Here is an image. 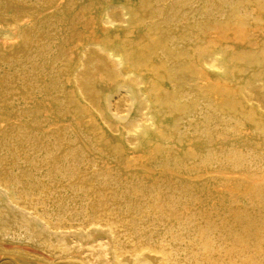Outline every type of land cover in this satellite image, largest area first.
Instances as JSON below:
<instances>
[{"label": "rangeland", "instance_id": "1", "mask_svg": "<svg viewBox=\"0 0 264 264\" xmlns=\"http://www.w3.org/2000/svg\"><path fill=\"white\" fill-rule=\"evenodd\" d=\"M208 1L0 0V264H264V1ZM121 53L135 61L128 77ZM123 80L139 96L129 122L117 116ZM154 88L160 98L146 103Z\"/></svg>", "mask_w": 264, "mask_h": 264}, {"label": "bare ground", "instance_id": "2", "mask_svg": "<svg viewBox=\"0 0 264 264\" xmlns=\"http://www.w3.org/2000/svg\"><path fill=\"white\" fill-rule=\"evenodd\" d=\"M207 1H208V0H207ZM213 1H214V0H213ZM217 1H221V0H217ZM217 1H216V2H217ZM238 1H239V0H238ZM243 1H244V0H243ZM248 1H249V0H248ZM263 1H264V0H263ZM263 1H262V2H263ZM208 2H209V1H208ZM211 2H212V1H211ZM245 2H246V1H245ZM218 3H219V2H218ZM233 3H234V2H233ZM239 3H240V1H239ZM256 3H257V2H256ZM213 4H214V3H213ZM240 4H241V3H240ZM249 4H250V3H249ZM224 5H225V4H224ZM238 5H239V4H238ZM244 5H247V2H246V4L244 3ZM250 5H251V4H250ZM43 6H44V5H43ZM210 6H211V5H210ZM212 6H213V5H212ZM218 6H219V5H218ZM241 6H242V5H241ZM248 6H249V5H248ZM253 6H254V5H253ZM253 6H252V7H253ZM263 6H264V5H262V7H263ZM148 7H149V6H148ZM213 7H214V6H213ZM233 7H234V5H233ZM249 7H251V6H249ZM214 8H215V7H214ZM240 8H241V7H240ZM260 8H261V6H260ZM205 9H206V8H205ZM227 9H228V7H227ZM237 9H239V8H237ZM253 9H254V8H253ZM152 10H153V8H152ZM207 10H208V9H207ZM207 10H206V11H207ZM224 10H225V9H224ZM234 10H235V9H234ZM246 10H247V9H246ZM254 10H255V9H254ZM148 11H149V10H148ZM155 11H156V10H155ZM195 11H197V10H195ZM236 11H237V10H236ZM236 11H235V12H236ZM250 11H252V10H250ZM112 12H113V11H112ZM119 12H120V11H119ZM125 12H126V11H125ZM134 12H135V11H134ZM144 12H145V11H144ZM151 12H152V11H151ZM153 12H154V11H153ZM198 12H199V11H198ZM214 12H215V11H214ZM224 12H225V11H224ZM228 12H229V11H228ZM233 12H234V11H233ZM239 12H240V11H239ZM248 12H249V11H248ZM263 12H264V11H263ZM140 13H141V12H140ZM201 13H202V12H201ZM226 13H227V12H226ZM249 13H250V12H249ZM259 13H260V12H259ZM147 14H148V13H147ZM153 14H154V13H153ZM208 14H211V13L208 12ZM232 14H233V13H232ZM232 14H231V15H232ZM234 14H235V13H234ZM245 14H246V12H245ZM262 14H263V13H262ZM127 15L129 16V13H128ZM127 15H126V17L128 18ZM131 15H132V13H131ZM134 15H135V14H134ZM193 15H194V14H193ZM199 15H201V14H199ZM229 15H230V14H229ZM235 15H237V14H235ZM235 15H234V17H235ZM238 15H239V14H238ZM206 16H207V15H206ZM221 16H224V14L221 15ZM225 16H226V15H225ZM253 16H255V15H253ZM257 16H259V15H257ZM155 17H156V16H155ZM190 17H192V15H191ZM194 17H195V16H194ZM243 17H244V16H243ZM247 17H248V16H247ZM249 17H251V16H249ZM134 18L136 19L135 16H133V19H134ZM139 18H140V17H139ZM209 18H210V17H209ZM213 18H214V16H213ZM226 18H227V17H226ZM228 18H229V17H228ZM237 18H238V17H237ZM245 18H246V17H245ZM131 19H132V18H131ZM199 19H200V18H199ZM205 19H206V18H205ZM229 19H230V18H229ZM231 19H232V18H231ZM242 19L244 20V18H242ZM249 19H251V18H249ZM252 19H253V17H252ZM152 20H153V19H152ZM152 20H151V21H152ZM197 20H198V19H197ZM223 20H224V19H223ZM223 20H222V21H223ZM226 20H227V19H226ZM226 20H225V21H226ZM239 20H240V19H239ZM246 20H247V18H246ZM246 20H244V21H246ZM255 20H256V19H255ZM258 20H259V19H258ZM109 21H110V20H109ZM131 21H133V20H131ZM134 21H135V20H134ZM144 21H145V20H144ZM186 21H188V20H186ZM193 21H195V19L192 20L191 22H193ZM205 21H206V20H205ZM222 21H221V22H222ZM225 21H224V22H225ZM230 21H231V20H230ZM234 21H235V20H234ZM121 22H122V21H121ZM140 22H141V21H140ZM189 22H190V21H189ZM200 22H201V21H200ZM207 22H208V21H207ZM256 22H257V21H256ZM112 23H113V21H112ZM134 23H135V22H134ZM187 23H188V22H187ZM202 23H203V22H202ZM211 23H212V22H211ZM230 23H231V22H230ZM235 23H236V22H235ZM242 23H243V22H242ZM244 23H245V22H244ZM248 23H249V22H248ZM157 24H159V23H157ZM160 24H161V23H160ZM188 24H189V23H188ZM188 24H187V25H188ZM194 24H195V23H194ZM200 24H201V23H200ZM207 24H208V23H207ZM238 24H239V23H238ZM251 24H253V23H251ZM256 24H257V23H256ZM141 25H142V23H141ZM155 25H156V24H155ZM197 25H199V24H197ZM209 25H210V24H209ZM218 25H219V24H218ZM232 25H233V23H232ZM241 25H242V24H241ZM248 25H249V24H247L246 26H248ZM104 26H105V25H104ZM127 26H128V23H127ZM164 26H165V25H164ZM185 26H186V25H185ZM193 26H194V25H193ZM204 26H205V25H203V27H204ZM212 26H214V25H211V26H209V27H212ZM246 26H245V27H246ZM249 26H250V25H249ZM253 26L255 27L254 24H253ZM105 27H107V26H105ZM105 27H104V28H105ZM130 27H132V26H130ZM134 27H135V26H134ZM153 27H154V26H153ZM153 27H152V28H153ZM162 27H163V26H162ZM162 27H161V28H162ZM168 27H169V26H168ZM186 27H187V26H186ZM189 27H190V26H189ZM189 27H188V28H189ZM191 27H192V26H191ZM197 27H198V26H197ZM201 27H202V26H201ZM205 27H206V26H205ZM218 27H219V26H218ZM218 27H216V28H218ZM238 27H239V26H238ZM241 27H242V26H241ZM241 27H240V28H241ZM104 28H103V29H104ZM126 28H128V27H126ZM132 28H133V27H132ZM135 28H136V27H135ZM181 28H183V26H182ZM225 28H226V27H225ZM113 29H114V28H113ZM163 29H164V27H163ZM169 29H170V28H169ZM169 29H167V30H169ZM186 29H187V28H186ZM196 29L199 30V28H196ZM203 29H204V28H203ZM234 29H235V28H234ZM249 29H250V28H249ZM128 30H129V29H128ZM161 30H162V29H161ZM172 30H173V29H172ZM205 30L207 31V29H205ZM210 30H211V29H209V31H210ZM227 30H228V28H227ZM232 30H233V29H232ZM232 30H231V31H232ZM236 30H237V29H236ZM238 30H239V29H238ZM245 30H246V29H245ZM245 30H244V31H245ZM155 31H156V30H155ZM175 31H176V30H175ZM175 31H174V32H175ZM206 31H204V32H206ZM221 31H222V30H221ZM228 31H229V30H228ZM239 31H240V30H239ZM148 32H150V30H149ZM159 32H160V30H159ZM189 32H190V31H189ZM195 32H197V31H195ZM212 32H213V31H212ZM215 32H216V30H215ZM225 32H227V31H225ZM251 32H252V31H251ZM108 33H109V31H108ZM128 33H129V32H128ZM153 33H154V32H153ZM160 33H161V32H160ZM160 33H158V34H160ZM209 33H211V31H210ZM240 33L243 34L241 31H240ZM106 34H107V33H106ZM150 34H151V32H150ZM150 34H149V35H150ZM155 34H156V33H155ZM194 34H195V33H194ZM197 34H198V33H197ZM202 34H203V33H202ZM212 34H213V33H212ZM236 34H237V33H236ZM241 34H240V35H241ZM245 34H246V33H245ZM249 34H251V33H249ZM249 34H248V35H249ZM6 35H7V34H6ZM153 35H154V34H153ZM156 35H157V34H156ZM170 35H172V34H170ZM175 35H176V33H175ZM177 35H178V34H177ZM187 35H188V34H187ZM189 35H190V34H189ZM192 35H193V33H192ZM203 35H204V34H203ZM24 36H25V35H24ZM145 36H146V35H145ZM154 36H155V35H154ZM172 36H173V35H172ZM197 36H198V35H196V37H197ZM209 36H210V35H209ZM229 36H230V35H229ZM238 36H239V35H238ZM250 36H252V34H251ZM146 37H147V36H146ZM164 37H165V36H164ZM194 37H195V35H194ZM225 37H226V36H225ZM234 37H235V36H234ZM248 37H249V36H248ZM19 38H20V37H19ZM25 38H26V36H25ZM115 38H116V36H115ZM115 38H114V39H115ZM148 38H149V37H148ZM153 38H154V37H153ZM162 38H163V37H162ZM162 38H161V39H162ZM179 38H180V37H179ZM184 38H185V37H184ZM184 38H183V39H184ZM189 38H190V37H189ZM210 38H211V36H210ZM212 38H213V37H212ZM214 38H215V37H214ZM214 38H213V39H214ZM232 38H233V36H232ZM240 38H241V37H240ZM250 38H251V37H250ZM28 39H30V37H29ZM140 39H142V38H140ZM151 39H152V38H151ZM155 39H156V38H155ZM159 39H160V38H159ZM190 39H191V38H190ZM190 39H188V42H189ZM200 39H201V38H200ZM204 39H205V38H204ZM225 39H226V38H225ZM241 39H242V38H241ZM168 40H169V39H168ZM175 40H176V38L173 39V41H175ZM236 40L238 41L239 39H236ZM250 40H251V39H250ZM23 41H24V39H23ZM25 41L28 42V41H30V40H27V39H26ZM102 41H103V40H102ZM116 41H117V39H116ZM116 41H115V42H116ZM127 41H128V40H127ZM138 41H139V40H138ZM145 41H146V40H145ZM147 41H148V40H147ZM153 41H154V40H153ZM155 41H156V40H155ZM183 41H184V40H183ZM193 41H194V40H193ZM227 41H229V40H227ZM242 41L244 42V40H242ZM242 41H241V42H242ZM108 42H109V39H108ZM108 42H107V43H108ZM117 42H118V41H117ZM117 42H116V43H117ZM178 42H179V41H178ZM184 42H185V41H184ZM186 42H187V41H186ZM190 42H191V41H190ZM216 42H218V41H216ZM232 42H233V41H232ZM238 42H239V41H238ZM243 42H242V43H243ZM247 42H248V40H247ZM30 43H31V41H30ZM107 43H105V44H107ZM121 43H122V42H121ZM130 43H131V42H130ZM136 43H138V42H136ZM144 43H145V42H144ZM162 43H163V42H162ZM164 43H165V42H164ZM172 43H173V42H172ZM176 43H177V42H176ZM179 43H181V42H179ZM179 43H178V44H179ZM182 43H183V42H182ZM198 43H199V41H198ZM205 43H206V42H205ZM227 43H228V42H227ZM233 43H234V42H233ZM245 43H246V42H245ZM125 44H126V42H125ZM127 44H128V42H127ZM147 44H148V43H147ZM149 44H150V43H149ZM149 44H148V46H149ZM151 44H153V43H151ZM173 44H174V43H173ZM178 44H177V45H178ZM185 44H186V43H185ZM188 44H189V43H188ZM194 44H195V43H194ZM194 44H193V45H194ZM196 44H197V43H196ZM206 44H207V43H206ZM209 44H210V46H212V48H213V45H214L215 43L212 41V42H209ZM216 44H217V43H216ZM9 45H10V44H9ZM15 45H16V44H15ZM137 45H141V44H137ZM156 45H157V44H156ZM158 45H159V44H158ZM166 45H168V44H166ZM179 45H180V44H179ZM186 45H187V44H186ZM189 45H190V44H189ZM246 45H248V44L246 43ZM123 46H124V45H123ZM125 46H126V45H125ZM130 46H131V45H130ZM143 46H144V45H143ZM148 46H146V47H148ZM169 46H170V45H169ZM173 46H174V45H173ZM184 46H185V45H184ZM198 46H199V45H198ZM97 47H99V45H98ZM120 47H121V46H120ZM137 47H138V46H137ZM153 47H154V46H153ZM153 47H152V48H153ZM155 47H156V46H155ZM165 47H166V46H165ZM167 47H168V46H167ZM170 47H171V46H170ZM179 47H180V46H179ZM202 47H203V46H202ZM205 47H206V46H205ZM232 47H233V46H231V50L233 49ZM240 47H241V46H240ZM245 47H246V46H245ZM126 48H127V47H126ZM138 48H139V47H138ZM144 48H145V47H144ZM152 48H151V49H152ZM171 48H172V47H171ZM185 48H186V47H185ZM194 48H195V47H194ZM208 48H209V47H208ZM212 48H211V49H212ZM224 48H225V47H224ZM243 48H244V47H243ZM122 49H124V48H122ZM129 49H130V47L127 49V51H128ZM160 49H162V48H160ZM160 49H159V50H160ZM165 49H166V48H165ZM177 49H178V48H177ZM220 49H221V48H220ZM234 49H235V48H234ZM117 50H118V49H117ZM174 50H175V49H173V52H174ZM192 50H193V49H192ZM199 50H200V48H199ZM208 50H209V49H208ZM222 50H223V49H222ZM225 50H226V49H225ZM105 51H106V50H105ZM109 51H110V50H108L107 52H109ZM127 51H126V52H127ZM130 51H131V50H130ZM135 51H136V50H135ZM139 51H140V50H139ZM141 51H142V50H141ZM154 51H155V50L153 49V52H152V53H154ZM175 51H176V50H175ZM184 51H185V50H184ZM188 51H189V50H188ZM203 51H206V50L203 49ZM210 51H211V50H210ZM226 51H227V50H226ZM226 51H224V53H226ZM232 51H234V50H232ZM235 51H236V52H234V53L238 54L239 57H240L241 55H240L239 53H237V50H235ZM247 51H248V50H247ZM113 52H115V50H114ZM119 52H120V51H119ZM123 52H124V50H123ZM126 52H125V53H126ZM133 52H134V51H133ZM149 52H150V51H149ZM159 52H161V50H160ZM164 52H165V51H164ZM167 52H168V51H167ZM167 52H166V53H167ZM207 52H208V51H207ZM213 52H214V50H213ZM213 52H212V53H213ZM215 52H216V51H215ZM220 52H221V51H220ZM238 52H239V51H238ZM242 52H243V51H242ZM245 52H246V51H245ZM249 52H250V51H249ZM111 53H112V52H111ZM111 53H110V54H111ZM128 53H129V52H128ZM136 53H137V52H136ZM166 53H165V54H166ZM174 53H176V52H174ZM177 53H178V52H177ZM193 53H194V50H193ZM197 53L199 54L198 51H197ZM210 53H211V52H210ZM216 53H217V52H216ZM216 53H215L216 56H213V54H211V55H212L213 57H218ZM224 53H223V54H224ZM228 53H229V52H228ZM112 54H113V53H112ZM123 54H124V53H123ZM123 54H122V53L119 54V55H118V59H119V61L121 62V67H122V66H123V67H126L127 72H126V75H125V76L128 77V75H129L130 73H132L131 65L134 64V63L131 64V61H132V62H135V61H134V60H131V58H132V55H131L132 52H131V54H125V55H123ZM168 54H170V53H168ZM232 54H233V53H232ZM130 55H131V56H130ZM135 55L137 56V54H135ZM150 55H151V54H150ZM163 55H164V54H163ZM170 55H172V54H170ZM196 55H197V54H196ZM209 55H210V54H208V56H209ZM211 55H210V56H211ZM219 55H221V54H219ZM227 55H228V54H227ZM230 55H231V54H230ZM139 56H140V55H139ZM144 56H146V55H144ZM156 56H157V55H156ZM160 56H161V55H160ZM166 56H167V55H166ZM187 56H189V55H187ZM205 56H206V55H205ZM223 56H224V55H223ZM167 57H168V56H167ZM201 57H203V56L201 55ZM237 57H238V56H237ZM241 57H242V56H241ZM133 58H134V57H133ZM147 58H149V57H147ZM151 58H154V57L152 56ZM168 58H169V57H168ZM170 58L172 59L173 57H170ZM189 58H190V57H189ZM198 58H200V57H198ZM231 58H232V57H231ZM80 59H81V58H80ZM118 59H115V60L117 61ZM142 59H143V58H142ZM177 59L179 60V57H178ZM194 59H195V56H194ZM213 59H214V58H213ZM216 59H217V58H216ZM221 59H222V58H221ZM251 59H252V58H251ZM78 60H79V59H78ZM157 60H158V59H157ZM175 60H176V59H175ZM189 60H190V59H189ZM192 60H193V58H192ZM195 60H196V59H195ZM199 60H200V59H199ZM201 60H202V59H201ZM214 60H215V59H214ZM217 60H218V59H217ZM219 60H220V59H219ZM241 60L243 61V59H241ZM90 61H91V60H90ZM145 61H147V60H145ZM151 61H152V60H151ZM164 61H165V60H164ZM166 61H167V60H166ZM171 61H173V60H171ZM229 61H230V60H229ZM236 61L238 62L237 59H236ZM79 62H80V60H79ZM139 62H140V61H139ZM161 62H162V61H161ZM198 62H199V61H198ZM224 62H225V61H224ZM232 62H234V61H231V63H232ZM244 62H245V61H244ZM77 63H78V62H77ZM81 63H82V62H81ZM140 63H142V62H140ZM140 63H139V64H140ZM146 63H147V62H146ZM146 63H145V64H146ZM159 63H160V62H159ZM173 63H174V62H173ZM177 63H178V61H177ZM181 63H182V61H181ZM193 63H194V62H193ZM199 63H200V62H199ZM69 64H70V63H69ZM89 64H90V63H89ZM92 64H94V61H93ZM127 64H129V65H127ZM130 64H131V65H130ZM136 64H137V63H136ZM148 64H149V63H148ZM151 64H152V63H151ZM167 64H169V63L166 62L164 65L166 66ZM170 64H171V63H170ZM184 64H185V63H184ZM184 64H183V65H184ZM195 64H196V63H195ZM200 64H201V63H200ZM224 64H225V63H224ZM239 64H241V63H239ZM67 65H68V63H67ZM87 65H88V64H87ZM113 65H114V64H113ZM142 65H143V64H142ZM149 65H150V64H149ZM149 65H148V66H149ZM164 65H163V66H164ZM201 65H202V64H201ZM225 65H226V64H225ZM232 65L235 66V63L232 64ZM76 66H77V65H76ZM85 66H86V65H85ZM152 66H153V65H152ZM173 66H174V65H173ZM177 66H178V65H177ZM186 66H187V65H186ZM63 67H64V66H63ZM70 67H71V66H70ZM78 67H80V66H78ZM89 67H95V66L93 65V66H89ZM104 67H105V66H104ZM110 67H111V64H110ZM146 67H147V66H146ZM146 67H145V68H146ZM154 67H155V66H154ZM161 67H162V65H161ZM182 67H183V66H182ZM188 67H189V66H188ZM200 67H202V66H200ZM205 67H206V66H205ZM223 67H224V66H223ZM225 67H229V66H225ZM68 68H69V67H68ZM72 68H73V67H72ZM74 68H75V67H74ZM81 68H82V67H81ZM83 68H84V67H83ZM137 68H138V66H137ZM150 68H151V67H150ZM150 68H149V69H150ZM165 68H166V67H165ZM169 68H170V67H169ZM183 68H185V67H183ZM202 68H203V67H202ZM234 68H235V67H234ZM86 69H88V68H86ZM134 69H135V68H134ZM152 69H153V68H152ZM157 69H158V67H157ZM162 69H163V68H162ZM188 69H189V68H188ZM190 69H191V68H190ZM192 69H193V68H192ZM206 69H208V68H206ZM206 69H205V70H206ZM213 69H214V67H213ZM213 69H212V70H213ZM223 69H224V68H223ZM62 70H63V69H62ZM90 70H91V69H89L88 71H90ZM94 70H96V69H94ZM102 70H103V68H102ZM108 70H109V69H108ZM111 70H112V68H111ZM140 70H143V69L140 68ZM140 70H139V71H140ZM153 70H154V69H153ZM164 70H166V69H164ZM173 70H174V69H173ZM180 70H181V68H180L179 71H178V75H179ZM182 70H183V69H182ZM195 70H197V69H195ZM210 70H211V69H210ZM210 70H209V71H210ZM241 70H243V69H241ZM122 71H123V69H122ZM156 71H157V70H156ZM156 71H155V72H156ZM170 71H171V70H170ZM189 71H191V70H189ZM193 71H194V69H193ZM198 71H199V70H198ZM202 71H203V70H202ZM213 71H215V70H213ZM221 71H224V70H221ZM230 71L233 72V69L230 70ZM72 72H73V71H72ZM75 72H76V71H75ZM75 72H74V73H75ZM86 72H87V71H86ZM141 72H142V71H141ZM143 72H144V71H143ZM145 72H146V71H145ZM148 72H149V71H148ZM162 72H163V71H162ZM172 72H173V71H172ZM186 72H187V71H186ZM205 72H206V71H205ZM207 72H208V71H207ZM210 72H211V71H210ZM216 72H217V71H216ZM237 72H238V71H237ZM70 73H71V72H70ZM88 73H89V72H88ZM92 73H93V72H92ZM103 73H104V72H103ZM105 73H106V72H105ZM121 73H122V72H121ZM137 73H138V72H137ZM137 73H136V74H137ZM156 73H157V72H156ZM175 73H176V72H175ZM211 73H212V72H211ZM217 73H218V72H217ZM221 73H222V72H221ZM63 74H64V73H63ZM124 74H125V72H124ZM133 74H134V73H133ZM141 74H142V73H141ZM143 74H144V73H143ZM149 74H150V73H149ZM157 74H158V73H157ZM161 74H162V73H161ZM164 74H165V73H164ZM166 74H168V73H166ZM183 74H185V73H183ZM204 74H205V73H204ZM208 74H209V73H208ZM212 74H213V73H212ZM230 74H231V73H230ZM230 74H227V75H230ZM61 75H62V74H61ZM83 75H84V74H83ZM112 75H113V74H112ZM147 75H148V74H147ZM150 75H152V73H151ZM173 75H174V74H173ZM190 75H192V73H191ZM198 75H199V74H198ZM198 75H197V76H198ZM210 75H211V74H210ZM217 75H218V74H217ZM223 75H224V74H222L221 77H224ZM225 75H226V74H225ZM241 75H242V74H241ZM65 76H66V75H65ZM134 76H135V75H134ZM140 76H141V75H140ZM144 76H145V74H144ZM159 76H161V75H159ZM179 76H180V75H179ZM232 76H233V75H232ZM232 76H229V77H232ZM236 76H237V75H236ZM71 77H72V76H71ZM89 77H90V76H89ZM92 77H93V76H92ZM101 77H103V75H101ZM127 77H126V78H127ZM181 77H182V76H181ZM192 77H193V76H192ZM210 77H211V76H210ZM146 78H147V77H146ZM155 78H156V77H155ZM167 78H168V77H167ZM167 78H165L164 80L166 81ZM178 78H179V77H178ZM217 78H218V77H217ZM70 79H71V78H70ZM72 79H73V78H72ZM91 79H92V78H91ZM105 79H106L105 81H108V79H107L106 77H105ZM119 79H120V78H119ZM143 79H144V78H141L140 80L143 81ZM147 79H148V78H147ZM157 79H158V78H157ZM157 79H155V80H157ZM180 79H181V78H180ZM192 79H193V78H192ZM220 79H221V78H220ZM227 79H228V78H227ZM231 79H233V78H231ZM238 79H239V78H238ZM100 80H101V79H100ZM111 80H112V79H111ZM149 80H150V79H149ZM169 80H172V78L170 79V75H169ZM177 80H178V79H177ZM198 80H199V79H198ZM214 80H215V79H214ZM218 80H219V78H218ZM221 80H222V79H221ZM236 80H237V78H236ZM63 81H64V80H63ZM124 81H125V82H124ZM159 81H160V78H159ZM167 81H168V80H167ZM175 81H176V80H175ZM208 81H209V79H208ZM211 81H212V80H211ZM216 81H217V80H216ZM225 81H226V80H225ZM228 81H229V80H228ZM68 82H69V80L67 81V83H68ZM73 82H74V81H73ZM114 82H115V81H113V83H114ZM123 82H124V83L122 84L121 87H122V90L124 89L125 92H126V94L128 95V97H129V103L124 101L125 103L128 104L127 110H126L124 113H121V112H120V114L118 113L119 115H117V116H118L119 119L122 120V121H128V120L130 119L129 117L131 116V111H132V109H133V103L136 102V101H138L139 96L137 95V93H135L134 91L131 90V88L129 87V85H128V83H127L128 81L123 80ZM160 82H161V81H160ZM168 82H169V81H168ZM178 82H179V81H178ZM181 82H182V81H181ZM189 82H190V81H189ZM197 82H198V81H197ZM204 82H205V81H204ZM206 82H207V81H206ZM214 82H215V81H214ZM115 83H116V82H115ZM169 83H171V81H170ZM219 83H220V82H219ZM225 83H226V82H225ZM228 83H230V82H228ZM228 83H227V84H228ZM237 83L239 84V82H237ZM89 84H90V83H89ZM143 84H145V82H144ZM147 84H148V82H147ZM147 84H146V87L148 86ZM177 84H178V87H179V86H180L179 83H177ZM187 84H188V83H187ZM194 84H195V83H194ZM198 84H199V83H198ZM201 84H202V83H201ZM204 84H205V83H204ZM211 84H212V83H211ZM211 84H209V85H211ZM222 84H223V83H222ZM230 84H231V83H230ZM70 85H71V84H70ZM75 85H76V84H75ZM91 85H92V84H91ZM118 85H119V84H118ZM151 85H153V84H151ZM157 85H158V84H157ZM171 85H173V84H171ZM189 85H190V84H189ZM189 85H188V86H189ZM228 85H229V84H228ZM76 86H77V85H76ZM78 86H79V85H78ZM92 86H93V85H92ZM158 86H159V85H158ZM162 86H163V85H162ZM183 86H184V85H183ZM185 86H186V85H185ZM191 86H192V85H191ZM191 86H190V87H191ZM201 86H202V85H201ZM212 86H214V85H212ZM220 86H222V85H220ZM220 86H219V87H220ZM231 86H232V84H231ZM245 86H246V85H245ZM83 87H84V86H83ZM176 87H177V86H176ZM181 87H182V86H181ZM194 87H195V86H194ZM196 87H197V86H196ZM225 87H226V86H225ZM225 87H224V88H225ZM86 88H87V87H86ZM201 88H202V87H201ZM93 89H94V88H93ZM93 89H92V90H93ZM154 89H155V90H154ZM154 89H153V91H152V95H153V96H152L151 98L148 97V94H149V93H148V90H149V88H148V90H147V93H148V94L146 93V90H145L144 95H143V98H144V100H145L146 103H147V101L150 102V100H152V99H155L156 101H158V99L160 98V97H159V92H160L159 89H158V88H154ZM173 89H174V91H175V88H173ZM180 89H181V88H180ZM199 89H200V88H199ZM226 89H227V88H226ZM230 89H231V88H230ZM241 89H242V88H241ZM241 89H240V90H241ZM177 90H178V89H177ZM177 90H176V91H177ZM203 90H204V89H202L200 93H202ZM209 90H211V89L209 88ZM234 90H235V89H234ZM237 90H239V89H237ZM237 90H236V91H237ZM86 91H88V90L86 89ZM90 91H91V90H90ZM93 91H94V90H93ZM150 91H151V90H150ZM172 91H173V90H172ZM174 91H173V92H174ZM187 91H188V90H187ZM199 91H200V90H199ZM199 91H198V92H199ZM205 91H206V90H205ZM230 91H231V90H230ZM71 92H73V91H71ZM117 92H118V91H117ZM168 92H169V91H168ZM180 92H181V91H180ZM238 92H239V91H238ZM73 93H74V92H73ZM142 93H143V92H142ZM150 93H151V92H150ZM166 93H167V92H165V94H166ZM171 93H172V92H171ZM174 93H175V92H174ZM176 93H177V92H176ZM184 93H185V92H184ZM203 93H204V92H203ZM230 93H231V92H230ZM233 93H234V91H233ZM235 93H237V92H235ZM78 94H79V93H78ZM80 94H81V93H80ZM89 94H90V93H89ZM161 94H162V93H161ZM161 94H160V96H161ZM179 94H180V93H179ZM179 94H178V95H179ZM182 94H183V93H182ZM185 94H187V93H185ZM205 94H207V93H205ZM211 94H212V93H211ZM239 94H240V92H239ZM139 95H140V94H139ZM149 95H150V94H149ZM224 95H225V93H224V91L222 90V88L219 89V90H216V91H215V96H217L216 99H218V97H224ZM248 95H249V94H248ZM68 96H69V95H68ZM70 96H71V95H70ZM81 96H82V95H81ZM122 96H123V95H122ZM169 96H170V95H169ZM169 96H167V98H169ZM195 96H196V95H195ZM201 96H202V95H201ZM205 96H206V95H205ZM207 96H208V95H207ZM212 96H213V95H212ZM236 96H237V95H236ZM74 97H75V96H74ZM124 97H125V96H124ZM178 97H179V96H178ZM178 97H177V99H178ZM188 97H189V96H188ZM192 97H193V96H192ZM192 97H191V98H192ZM202 97H204V95H203ZM226 97H227V96H226ZM255 97H256V96H255ZM70 98H71V97H70ZM70 98H69V99H70ZM78 98H79V97H78ZM78 98H76V99H78ZM87 98H88V96H87ZM92 98H93V97H92ZM163 98H164V96H163ZM163 98H161V99H163ZM181 98H183V97H181ZM193 98H194V97H193ZM214 98H215V97H214ZM214 98H213V100H214ZM227 98H228V97H227ZM237 98H238V97H237ZM89 99H91V98H89ZM146 99H147V101H146ZM169 99H170V98H169ZM189 99H190V98H189ZM207 99H208V98H207ZM207 99H206V100H207ZM104 100H106V99H104ZM113 100H114V98H113ZM117 100H118V99H117ZM121 100H122V99H121ZM185 100H187V99H185ZM206 100H204V101H206ZM218 100H219V99H218ZM227 100H228V99H227ZM230 100H231V98H230ZM239 100H240V99H239ZM259 100H260V99H259ZM74 101H75V100H74ZM152 101H153V100H152ZM152 101H151V103H152ZM160 101H161V100H160ZM170 101H171V100H170ZM196 101H198V100L196 99ZM216 101H217V100H216ZM232 101H233V100H232ZM232 101H231V102H232ZM236 101L238 102V100H236ZM240 101H241V100H240ZM247 101H248V100H247ZM71 102H72V101H71ZM71 102H70V103H71ZM88 102H89V101H88ZM121 102H122V101H121ZM167 102H168V101H167ZM180 102H181V99H180ZM184 102H185V101H184ZM192 102H193V101H192ZM213 102H214V101H213ZM234 102H235V101H234ZM67 103H68V102H67ZM76 103H77V102H76ZM109 103H110V102H109ZM111 103H112V102H111ZM119 103H120V101H119ZM119 103H118V101L116 102V104H118V105H119ZM137 103H138V102H137ZM151 103H150V104H151ZM158 103H159V102H158ZM182 103H183V102H182ZM185 103H187V101H186ZM185 103H184V104H185ZM201 103H202V102H201ZM207 103H208V102H207ZM214 103H215V102H214ZM219 103H220V102H219ZM224 103H225V102H224ZM241 103H243V102H241ZM241 103H240V104H241ZM252 103H253V102H252ZM254 103H255V102H254ZM81 104H82V103H81ZM105 104H106V103H105ZM112 104H113V103H112ZM121 104H123V103H120V105H121ZM127 104H126V105H127ZM161 104H162V103H161ZM230 104H231V103H230ZM236 104H237V103H236ZM246 104H247V103H246ZM258 104H259V103H258ZM261 104H262V103H261ZM74 105H75V103H74ZM78 105H79V104H78ZM96 105H97V104H96ZM118 105H117V106H118ZM120 105H119V107H120ZM135 105H136V104H135ZM159 105H160V104H159ZM199 105H200V104H199ZM201 105H202V104H201ZM223 105H224V104H223ZM223 105H221V106H223ZM225 105H227V104H225ZM228 105H229V104H228ZM232 105H233V104H232ZM241 105H242V104H241ZM248 105H250V104L248 103ZM114 106H115V105H114ZM117 106H115V107H117ZM136 106H137V105H136ZM147 106H148V104H147ZM157 106H158V105H157ZM161 106H162V105H161ZM177 106H178V105H177ZM179 106H180V105H179ZM179 106H178V107H179ZM202 106H203V105H202ZM207 106H211V105L208 104ZM217 106H218V105H217ZM235 106H236V105H235ZM77 107H78V106H77ZM77 107H76V108H77ZM83 107H84V106H83ZM89 107H91V106H89ZM106 107H107V106H106ZM115 107H114V108H115ZM181 107H182V106H181ZM197 107H198V105H197ZM212 107H214V106H212ZM243 107H244V106H243ZM243 107H242V108H243ZM80 108H81V107H80ZM80 108L78 107V109H80ZM134 108H137V107H134ZM179 108H180V107H179ZM183 108H184V107H183ZM215 108H216V107H215ZM215 108H214V109H215ZM229 108H230V106H229ZM240 108H241V107H240ZM246 108H247V107H246ZM82 109H83V108H82ZM86 109H87V108H86ZM94 109H96V108H94ZM107 109H108V107H107ZM111 109H112V108H111ZM119 109H120V108H119ZM185 109H186V108H185ZM185 109H183V110L186 111ZM196 109H197V108H196ZM199 109H200V108H199ZM220 109H221V107H220ZM227 109H228V108H227ZM227 109H226V110H227ZM230 109H231V108H230ZM114 110H115V109H114ZM121 110H123V109H121ZM153 110H155V109H153ZM157 110H158V109H157ZM216 110H217V108H216ZM218 110H219V109H218ZM218 110H217V111H218ZM231 110H232V109H231ZM234 110H235V109H234ZM239 110H241V109H239ZM247 110H248V109H247ZM249 110H250V109H249ZM254 110H255V109H254ZM115 111L118 112L117 110H115ZM133 111H134V110H133ZM176 111H177V110H176ZM179 111H180V110H179ZM184 111H180V112H184ZM194 111H195V110H194ZM235 111H236V110H235ZM235 111H233L234 114H235ZM251 111H252V110H251ZM83 112H85V111H83ZM83 112H82V113H83ZM116 112H115V113H116ZM156 112H157V111H156ZM167 112H168V111H167ZM169 112H170V111H169ZM177 112H178V111H177ZM189 112H190V111H189ZM223 112H224V111H223ZM227 112H228V111H227ZM242 112H244V111L242 110ZM247 112H248V111H247ZM255 112H256V111H255ZM257 112H258V110H257ZM90 113H91V112H90ZM90 113H89V114H90ZM112 113H113V112H112ZM184 113H185V112H184ZM192 113H193V112H192ZM84 114H85V113H84ZM86 114H87V113H86ZM86 114H85V117H86ZM171 114H172V113H171ZM178 114H179V113H178ZM185 114H187V112H186ZM224 114H227V113L224 112ZM78 115H79V114H78ZM82 115H83V114H82ZM109 115H110V114H109ZM147 115H148V113H145V114H142L141 116H142L145 120H147ZM187 115H189V114H187ZM240 115H241V113H240ZM91 116H92V115H91ZM151 116H153V114H152ZM154 116H155V115H154ZM227 116H228V115H227ZM236 116H237V115H236ZM236 116H235V117H236ZM245 116H248V115H245ZM257 116L259 117V115H257ZM257 116H256V117H257ZM85 117H84V118H85ZM112 117H113V116H112ZM118 117H116L115 120H117ZM231 117H232V116H231ZM242 117H243V115H242ZM250 117H251V116H250ZM261 117H262V116H261ZM261 117H260V118H261ZM89 118H90V117H89ZM148 118H149V117H148ZM232 118H233V117H232ZM239 118H240V117H239ZM79 119H80V118H79ZM93 119H94V118H93ZM119 119H118V120H119ZM150 119H151V118H150ZM158 119H159V118H158ZM158 119H157V120H158ZM240 119H241V118H240ZM246 119H247V117H246ZM87 120H88V119H87ZM118 120H117V121H118ZM120 120H119V121H120ZM155 120H156V119H155ZM157 120H156V121H157ZM263 120H264V119H263ZM142 121H143V120H142ZM242 121H243V120H242ZM248 121H249V120H248ZM83 122H84V121H83ZM128 122H129V121H128ZM143 122H144V121H143ZM246 122H247V121H246ZM93 123H94V121H93ZM120 123H121V122H120ZM85 124H86V123H85ZM85 124H84V125H85ZM122 124H123V123H122ZM144 124H145V123H144ZM238 124H239V122H238ZM86 125H87V124H86ZM139 125H140V124H139ZM141 125H142V124H141ZM141 125H140V127H141ZM161 125H162V124H161ZM90 126H91V125H90ZM90 126H89V127H90ZM156 126H157V125H156ZM138 127H139V126H138ZM154 127H155V126H154ZM86 128H87V127H86ZM90 128H91V127H90ZM92 128L94 129V127H92ZM177 128H178V127H177ZM177 128L175 129V131L178 130ZM167 129H169V128H167ZM91 130H92V129H91ZM156 130H158V129H156ZM163 130H164V129H163ZM165 130H166V129H165ZM172 130H173V129H171V131H172ZM139 131H141V130H139ZM142 131H143V130H142ZM161 131H162V130H161ZM161 131H160V133L162 134ZM134 132H135V131H134ZM157 132H158V131H157ZM164 132H165V131H164ZM167 132H168V131H167ZM158 133H159V132H158ZM158 133H157V134H158ZM172 133H174V132H172ZM157 134H156V135H157ZM125 135H126V134H125ZM125 135H124V136H125ZM148 135H149V134H148ZM163 135H165V134L163 133ZM173 135H174V134H173ZM159 136H160V135H159ZM171 136H172V134H171ZM175 136H176V134H175ZM161 137H162V135H161ZM142 138H143V137H142ZM147 138H148V137H147ZM157 138H158V137H157ZM165 139H168V138H165ZM142 140H143V139H142ZM149 140H150V139H149ZM127 141H128V140H127ZM161 141H162V139H161ZM163 141H164V139H163ZM163 141H162V142H163ZM138 142L140 143L141 140L138 141ZM159 142H160V141H159ZM131 144H132V143H131ZM140 144H141V143H140ZM159 144H160V143H159ZM160 146L162 147V145H160ZM139 147H140V145H139ZM130 148H131V147H130ZM162 148H163V147H162ZM15 149H16V148H15ZM154 149H155V148H154ZM159 150H161V149L159 148ZM157 151H158V150H157ZM163 152H164V151H163ZM167 152H168V151H167ZM156 153H157V152H156ZM149 154H150V153H149ZM161 154H162V152H161ZM165 154H166V153H165ZM151 155H152V154H151ZM157 155H159V154H157ZM157 155H156V156H157ZM167 155H169V154H167ZM238 155H240V154H238ZM170 156H171V155H170ZM235 156H236V155H235ZM241 156H242V155H241ZM157 157H158V156H157ZM162 157H163V156H162ZM237 157H238V156H237ZM239 157H240V156H239ZM243 157H244V156H243ZM151 158H152V157H151ZM158 158H159V157H158ZM155 159H156V158H155ZM168 159H169V158H167V159L164 158V160H168ZM177 159H178V158H177ZM232 159H233V158H232ZM240 159H241V157H240ZM240 159H239V160H240ZM243 159H245V158H243ZM42 160H43V159H42ZM160 160H162V159H160ZM164 160H163V161H164ZM170 160H172V159H170ZM174 160H175V158H174ZM151 161H152V160H151ZM172 161H173V160H172ZM243 161H244V160H243ZM243 161H241V162H243ZM152 162H155V161H152ZM235 162H236V161H235ZM237 162H238V161H237ZM160 163H161V162H160ZM162 163H163V162H162ZM175 163H176V162H175ZM181 163H182V162H181ZM163 164H165V163H163ZM170 164H172V163H170ZM243 164H244V162H243ZM245 164H246V163H245ZM166 165H168V164H166ZM161 166H162V165H161ZM171 167H172V166H171ZM171 167H170V168H171ZM234 167H236V165H234ZM242 167H243V166H242ZM245 167H246V166H245ZM93 168H94V167H93ZM244 169H245V168H244ZM244 169H243V170H244ZM171 170H172V169H171ZM236 170H237V169H236ZM246 170H247V169H246ZM246 170H245V171H246ZM219 175H220V174H219ZM263 177H264V175H263ZM251 178H252V177H251ZM254 178H256V177H254ZM248 179H249V178H248ZM243 180H244V178H243ZM245 180H246V179H245ZM245 180H244V181H245ZM258 180H259V179H258ZM107 181H108V180H107ZM244 181H243V182H244ZM261 181H262V180H261ZM102 182H103V181H102ZM247 182H248V180H247ZM262 183H264V182H262ZM2 184H3V183H2ZM103 184H104V183H103ZM4 185H6V184H4ZM4 185H3V186H4ZM245 185H246V184H245ZM263 185H264V184H263ZM100 186H101V185H100ZM0 187H1V186H0ZM105 187H106V186H105ZM2 188H3V187H2ZM4 188H5V187H4ZM4 188H3V189H4ZM103 189H104V188H103ZM4 190H5V189H4ZM105 190H106V189H105ZM6 191H7V190H6ZM101 191H102V189H101ZM107 191H108V190H107ZM157 192H158V191H157ZM162 192H163V191H162ZM94 193H95V192H94ZM96 193H97V192H96ZM99 193H100V192H99ZM158 193H159V192H158ZM158 193H157V196H158ZM0 194H1V193H0ZM103 194H105V193H103ZM103 194H102V195H103ZM105 195H107V193H106ZM98 196H100V195H98ZM103 196H104V195H103ZM107 196H108V195H107ZM159 196H161L160 193H159ZM159 196H158V197H159ZM163 196H164V195H163ZM163 196H162V198H164ZM171 196H172V195H171ZM19 197H20V196H19ZM105 197H106V196H105ZM2 198H3V197H2ZM94 198H95V197H94ZM97 198H98V197H97ZM99 198H101V196H100ZM102 198H103V197H102ZM155 198L158 199L156 196H155ZM13 199H14V198H13ZM104 199L106 200V198H104ZM156 199H155V200H156ZM171 199H173V198H171ZM171 199H170V200H171ZM170 200H169V201H170ZM24 201H25V200H24ZM92 201H93V200H92ZM112 201H113V200H112ZM157 201H158V200H157ZM159 201H160V199H159ZM165 201H166V200H165ZM14 202H15V201H14ZM94 202H95V200H94ZM104 202H105V201H104ZM107 202H108V201H107ZM161 202H162V201H161ZM163 202H164V201H163ZM174 202H175V201H174ZM21 203H22V202H21ZM96 203H97V201H96ZM98 203H99V202H98ZM105 203H106V202H105ZM157 203H158V202H157ZM164 203H165V202H164ZM170 203H171V202H170ZM19 204H20V203H19ZM93 204H95V203H93ZM100 204H101V203H100ZM100 204H98V205H100ZM158 204H159V203H158ZM112 205H113V204H112ZM117 205H118V204H117ZM155 205H156V202H155ZM167 205H168V204H167ZM169 205L172 206L171 204H169ZM169 205H168V206H169ZM17 206H18V204H17ZM263 206H264V205H263ZM25 207H27V206L25 205ZM97 207H98V206H96V208H97ZM108 207H109V206H108ZM112 207H113V206H112ZM157 207H158V206H157ZM159 207H160V206H159ZM159 207H158V209L162 208L163 206H161L160 208H159ZM166 207H167V206H166ZM250 207H251V206H250ZM70 208H71V207H70ZM99 208L101 209L100 206L98 207V209H99ZM103 208H104V206H103ZM105 208H106V207H105ZM114 208H115V205H114ZM154 208H155V206H154ZM154 208H153V209H154ZM262 208H263V207H262ZM25 209H26V208H25ZM98 209H97V210H98ZM111 209H112V208H111ZM163 209H164V208H163ZM170 209H171V208H170ZM254 209H255V208H254ZM105 210H106V209H105ZM155 210H156V209H155ZM155 210H154V211H155ZM165 210H166V208H165ZM260 210H261V209H260ZM109 211H111V210L109 209ZM109 211H108V212H109ZM120 211H121V210H120ZM157 211H158V210H157ZM94 212H95V211H94ZM97 212H98V211H97ZM106 212H107V211H105V213H106ZM161 212H162V211H161ZM250 212H251V211H250ZM255 212H256V211H255ZM255 212H254V213H255ZM95 213H96V212H95ZM110 213H112V212H110ZM152 213H153V215L155 214L154 212H152ZM235 213H236V212H235ZM238 213H239V212H238ZM238 213H237V214H238ZM241 213H242V211H241ZM102 214H103V213H102ZM242 214H243V213H242ZM251 214H252V213H251ZM257 214H258V213H257ZM119 215H121V213H120ZM157 215H158V213H157ZM239 215H240V214H239ZM246 215H247V214H246ZM95 216H97V215H95ZM99 216H100V212H99ZM105 216H106V215H105ZM112 216H113V215H112ZM114 216H115V215H114ZM236 216H237V215H236ZM251 216H252V215H251ZM262 216H264V215H262ZM39 217H41V216H39ZM39 217H38V218H39ZM108 217H109V216H108ZM234 217H235V215H234ZM243 217H244V216H243ZM41 218H42V217H41ZM103 218H104V217H103ZM244 218H245V217H244ZM246 218H247V217H246ZM249 218H250V216H249ZM92 219H93V218H92ZM124 219H125V218H124ZM124 219H122V217H121V220L124 221ZM257 219H258V218H257ZM257 219H256V220H257ZM262 219H263V218H262ZM94 220H95V219H94ZM97 220H98V219H97ZM100 220H101V218L99 219V221H100ZM102 220H103V219H102ZM102 220H101V222H102ZM105 220H108V219H107V216H106V219H105ZM105 220H104V221H105ZM236 220H238V217L236 218ZM91 221L93 222V220H91ZM109 221H110V220H109ZM111 221H112V220H111ZM113 221H114V220H113ZM117 221H118V219H117ZM243 221H244V220H243ZM243 221H242V222H243ZM253 221H255V220H253ZM253 221H250V222H253ZM7 222H8V221H7ZM7 222H6V223H7ZM107 222H108V221H107ZM234 222H235V221H234ZM256 222H257V221H256ZM260 222H261V220H260ZM8 223H9V222H8ZM37 223H38V222H37ZM88 223H90V222H88ZM93 223H94V222H93ZM103 223H105V222H103ZM108 223H111V222H108ZM114 223H115V222H114ZM122 223H123V222H122ZM199 223H201V222H199ZM239 223H240V222H239ZM262 223H264V221H263ZM0 224H1V223H0ZM94 224H95V223H94ZM96 224H97V222H96ZM96 224H95V225H96ZM106 224H107V223H106ZM252 224H253V223H252ZM252 224H251V225H252ZM7 225H8V224H7ZM7 225H6V226H7ZM89 225H92V224L90 223ZM107 225H109V224H107ZM111 225H113V224H111ZM200 225H201V224H200ZM237 225H238V224H237ZM244 225H245V224H244ZM247 225H248V224H247ZM3 226H5V225H3ZM3 226H1V228H3ZM16 226H18V229H19V225H16ZM120 226H121V225H120ZM201 226H202V225H201ZM228 226H229V225H228ZM232 226H233V225H232ZM235 226H236V225H235ZM242 226H243V225H242ZM249 226H250V225H249ZM262 226H263V225H262ZM13 227H14V226H13ZM23 227H24V226H22V229H23ZM49 227H50V226H49ZM94 227H95V226H94ZM108 227H109V226H108ZM239 227H240V226H239ZM239 227H238V228H239ZM253 227H254V226H253ZM197 228H198V227H197ZM199 228H200V227H199ZM204 228H205V227H204ZM235 228H236V227H235ZM238 228H237V229H238ZM241 228H242V227H241ZM261 228H262V227H261ZM261 228H260V230H261ZM10 229H13V228L11 227V228L6 229V230H10ZM111 229H112V228H111ZM119 229H122V228H119ZM200 229H202V228H200ZM209 229H210V228H209ZM237 229H236V230H237ZM1 230H2V229H1ZM24 230H25V229H24ZM27 230H28V229H27ZM50 230H52V229L50 228ZM56 230H57V228H56ZM225 230H226V229H225ZM230 230H231V229H230ZM248 230H249V229H248ZM248 230H247V231H248ZM250 230H251V229H250ZM253 230H254V228H253ZM10 231H11V230H10ZM19 231H20V230H19ZM118 231H119V230H118ZM201 231H202V230H201ZM214 231H215V229H214ZM233 231H234V230H233ZM257 231H258V229H257ZM257 231H256V233H257ZM5 232H6V231H5ZM23 232H24V231H23ZM28 232H29V231H28ZM202 232H203V231H202ZM237 232H238V231H237ZM251 232H252V231H251ZM8 233H9V232H8ZM11 233H12V231H11ZM14 233H15V232H14ZM119 233H120V232H119ZM200 233H201V232H200ZM218 233L221 234V232H218ZM222 233H223V232H222ZM240 233H241V232H240ZM247 233H248V232H247ZM253 233H255V232H253ZM263 233H264V232H263ZM263 233H262V234H263ZM1 234H3V233H1ZM25 234H26V233H25ZM29 234H30V233H29ZM38 234H39V233H38ZM203 234H205V233H203ZM203 234H202L201 236H203ZM210 234H211V233H210ZM226 234H227V233H226ZM230 234H231V233H230ZM232 234H234V232H233ZM232 234H231V235H232ZM249 234H250V233H249ZM17 235H18V234H16V236H17ZM23 235H24V234H23ZM23 235H22V236H23ZM42 235L44 236V234H42ZM114 235H115V234H114ZM116 235H117V234H116ZM116 235H115V236H116ZM119 235H121V234H118V236H119ZM212 235H214V234H212ZM215 235H216V234H215ZM215 235H214V236H215ZM221 235H222V234H221ZM231 235H230V236H231ZM238 235H239V234H238ZM1 236H2V235H1ZM8 236H9V235H8ZM18 236H19V235H18ZM27 236H28V235H27ZM27 236H25V237L27 238ZM115 236H114V237H115ZM198 236H200V235H198ZM201 236H200V238H201ZM210 236H211V235H210ZM210 236H209V237H210ZM241 236H242V235H241ZM241 236H239V237L241 238L240 240L243 239V237H241ZM243 236H244V235H243ZM251 236H252V235H251ZM251 236H250V237H251ZM260 236H261V235H260ZM28 237H29V236H28ZM38 237H39V236H38ZM116 237H117V236H116ZM116 237H115V238H116ZM123 237H124V236H123ZM203 237H205V236H203ZM228 237H229V236H228ZM1 238H2V237H1ZM10 238H11V237H10ZM16 238H17V237H16ZM20 238H21V237H20ZM31 238H32V237H31ZM44 238H45V237H44ZM46 238H47V236H46ZM115 238H114V239H115ZM117 238H118V237H117ZM200 238H199V240H200ZM206 238H207V237H206ZM212 238H213V237H212ZM216 238H217V236H216ZM226 238H227V237H226ZM231 238H232V237H231ZM233 238H234V236H233ZM244 238H246V237H244ZM256 238H257V237H256ZM259 238H260V237H259ZM5 239H6V237H5ZM13 239H14V237H13ZM28 239H29V238H28ZM114 239H113V240H114ZM118 239H119V238H118ZM123 239H125V238H123ZM201 239H202V238H201ZM210 239H211V238H210ZM210 239H209V240H210ZM218 239H219V238H218ZM249 239H250V238H249ZM249 239H248V240H249ZM1 240H3V239H1ZM11 240H12V239H11ZM21 240H22V239H21ZM21 240H20V241H21ZM33 240H34V239H33ZM41 240H42V239H41ZM43 240H44V239H43ZM207 240H208V238H207ZM214 240H215V238H214ZM230 240H231V239H230ZM232 240H233V239H232ZM236 240H237V239H236ZM253 240H255V239H253ZM253 240H252V241H253ZM258 240H259V239H258ZM34 241H36V239H35ZM44 241L46 242V240H44ZM125 241H126V240H125ZM201 241H202V240H201ZM205 241H206V240H204V241H202V242H205ZM210 241H211V240H210ZM242 241H243V240H242ZM246 241H247V240H246ZM24 242H25V241H24ZM117 242H118V241L116 240V243H117ZM228 242H230V241H228ZM228 242H227V243H228ZM231 242H232V241H231ZM231 242H230V243H231ZM238 242H240V241H238ZM238 242H237V243H238ZM244 242H245V240H244ZM244 242H243V243H244ZM249 242H250V241H249ZM35 243H37V242H35ZM48 243H49V241H48ZM114 243H115V241H114ZM114 243H113V244H114ZM116 243H115V244H116ZM208 243H209V245H210L211 242H208ZM212 243H214V242H212ZM215 243H216V241H215ZM220 243H221V242H220ZM230 243H229V244H230ZM253 243H254V242H253ZM253 243H252V244H253ZM256 243H257V242H256ZM39 244H40V243H38V245H39ZM113 244H112V245H113ZM202 244H203V243H202ZM218 244H219V243H218ZM224 244H225V243H224ZM224 244H223V245H224ZM254 244H255V243H254ZM254 244H253V245H254ZM45 245H46V244H45ZM51 245H52V244H51ZM214 245H215V244H214ZM238 245H239V243H238ZM241 245H243V244H241ZM244 245H245V243H244ZM259 245H260V244H259ZM113 246H114V245H113ZM122 246H123V245H122ZM202 246H203V245H202ZM202 246H201V247H202ZM204 246H205V245H204ZM204 246H203V247H204ZM206 246H207V244H206ZM215 246H216V245H215ZM234 246H235V245H234ZM250 246H252V245H250ZM50 247H51V246H50ZM111 247H112V246H111ZM210 247H211V246H210ZM210 247H209V248H210ZM216 247H217V246H216ZM220 247H221V246H220ZM231 247H232V246H231ZM244 247H245V246H244ZM43 248H44V247H43ZM47 248H48V247H47ZM117 248H118V247H117ZM211 248H212V247H211ZM236 248H237V246H236ZM258 248L260 249V247H258ZM113 249H114V247H113ZM203 249H205V247H204ZM229 249H230V248H229ZM229 249H228V250H229ZM240 249H241V248H240ZM240 249H238V250H240ZM244 249L246 250V248H244ZM254 249H255V248H254ZM254 249H253V250H254ZM262 249H263V248H262ZM262 249H260V250H262ZM107 250H108V249H107ZM115 250L118 251L117 249H115ZM119 250H120V249H119ZM212 250H214V248H213ZM116 251H114V253H115ZM122 251H124V250H122ZM207 251H208V250H207ZM220 251H222V250H220ZM226 251H227V250H226ZM235 251H236V250H235ZM247 251H248V250H247ZM247 251H246V253H247ZM262 251H264V249H263ZM118 252H119V251H118ZM203 252H204V251H203ZM215 252H216V251H215ZM233 252H234V251H233ZM233 252H232V253H233ZM116 253H117V252H116ZM116 253H115V254H116ZM138 253H139V252H138ZM205 253H206V252H205ZM102 254H103V252H102ZM118 254H119V253H118ZM121 254H122V253H121ZM194 254H195V253H194ZM218 254H219V253H218ZM235 254H236V253H235ZM237 254H238V253H237ZM259 254H260V253H259ZM110 255H111V254H110ZM206 255H208V254H206ZM226 255H227V253H226ZM229 255H231V254H229ZM229 255H228V258H229ZM250 255H251V254H250ZM255 255H256V254H255ZM255 255H254V256H255ZM106 256H107V255H106ZM211 256H212V255H211ZM247 256H249V255H247ZM254 256H253V257H254ZM263 256H264V253H263ZM111 257H112V256H111ZM115 257H117V256L115 255ZM208 257H209V256H208ZM214 257H215V256H214ZM214 257H213V258H214ZM221 257H222V256H221ZM224 257H226V256H224ZM233 257H234V255H233ZM34 258H35V256H34ZM118 258H119V256H118ZM213 258H212V259H213ZM218 258H219V257H218ZM241 258H242V257H241ZM259 258H260V257H259ZM221 259H224V258L222 257ZM232 259H233V258H232ZM234 259H235V258H234ZM256 259H257V258H256ZM261 259H262V256H261ZM116 260H117V259H116ZM205 260H206V259H205ZM208 260H209V258H208ZM235 260H236V259H235ZM241 260H242V259H241ZM241 260H240V261H241ZM220 261H221V260H220ZM232 261H233V260H232ZM242 261H243V260H242ZM244 261H245V260H244ZM61 262H62V261H61ZM96 262H97V261H96ZM111 262H112V261H111ZM226 262H228V261H226ZM257 262H259V260H258ZM257 262H256V263H257ZM260 262H261V261H260ZM88 263H89V262H88ZM90 263H91V261H90ZM104 263H105V262H104ZM235 263H237V262H235ZM65 264H66V263H65ZM92 264H94V261H93ZM95 264H97V263H95ZM106 264H107V263H106ZM108 264H109V263H108ZM110 264H111V263H110ZM113 264H116V263H113ZM231 264H232V263H231ZM233 264H234V263H233ZM238 264H239V263H238ZM257 264H258V263H257Z\"/></svg>", "mask_w": 264, "mask_h": 264}]
</instances>
